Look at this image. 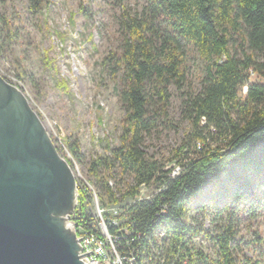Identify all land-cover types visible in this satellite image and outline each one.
I'll list each match as a JSON object with an SVG mask.
<instances>
[{
  "label": "trees",
  "instance_id": "obj_1",
  "mask_svg": "<svg viewBox=\"0 0 264 264\" xmlns=\"http://www.w3.org/2000/svg\"><path fill=\"white\" fill-rule=\"evenodd\" d=\"M145 1L141 12L121 14L122 51L111 61L126 111L122 142L93 158L89 174L103 205L137 197L143 185L160 189L119 215L125 220L121 226L131 231L126 237L132 247L140 249L139 264L146 256L159 263L164 257L163 264H238L235 218L240 212L264 214V0ZM0 22L8 23L2 15ZM0 38L1 54L10 40L2 27ZM190 45L206 62V75L199 92L191 86L184 91L183 115L191 128L181 150L195 156L173 177L172 169L148 158L142 146L147 135L170 122L171 87L187 85ZM252 73L262 80L252 81ZM68 148L82 160L77 141H69ZM116 167L133 177L120 196L109 185ZM206 199L216 220L231 210L216 233L191 216L192 209L207 206ZM198 235L215 243V257L193 245Z\"/></svg>",
  "mask_w": 264,
  "mask_h": 264
},
{
  "label": "rangeland",
  "instance_id": "obj_2",
  "mask_svg": "<svg viewBox=\"0 0 264 264\" xmlns=\"http://www.w3.org/2000/svg\"><path fill=\"white\" fill-rule=\"evenodd\" d=\"M145 3V0H124L123 3L117 0H0V15L8 21L7 24L0 22V27L10 34V40L1 50L0 73L24 91L61 154L70 158L75 172L78 168L93 185L89 162L120 146L124 132L126 111L119 98L122 85L111 62L122 51L120 17L124 11L141 12ZM109 55L112 60L104 64ZM185 67L187 85L182 89L171 87L169 124L160 125L147 135L142 146L148 158L157 159L165 169H172V175L178 171L179 174L182 165L195 156L181 150L191 128L183 115L184 91L191 86L199 92L206 75V62L193 45L189 46ZM261 80L258 74L252 73V81ZM61 81L67 86H60ZM246 91L244 86L241 94L245 95ZM69 141L80 144L82 160L72 154ZM110 173L120 196L133 183V177L120 167ZM157 191L156 184L143 186L139 196L110 205L121 213L140 198L151 197ZM204 204H208L207 199ZM230 211L216 220L213 208L207 205L201 210L192 209L191 216L198 215L202 226L216 233L220 225L227 223ZM234 228L238 264H264V214L254 217L240 212ZM193 245L206 254L217 255V247L208 237H193Z\"/></svg>",
  "mask_w": 264,
  "mask_h": 264
},
{
  "label": "water",
  "instance_id": "obj_3",
  "mask_svg": "<svg viewBox=\"0 0 264 264\" xmlns=\"http://www.w3.org/2000/svg\"><path fill=\"white\" fill-rule=\"evenodd\" d=\"M79 186L24 91L0 73V264H88Z\"/></svg>",
  "mask_w": 264,
  "mask_h": 264
},
{
  "label": "built area",
  "instance_id": "obj_4",
  "mask_svg": "<svg viewBox=\"0 0 264 264\" xmlns=\"http://www.w3.org/2000/svg\"><path fill=\"white\" fill-rule=\"evenodd\" d=\"M178 172H174L172 176ZM75 175L79 186L75 220L77 238L82 247L80 257L87 258L88 264H139L140 249L132 247V243L126 237L131 231L128 227L121 226L124 221H120L118 210L101 203L95 183L93 182V185L90 178L83 176L78 168ZM113 181V178L109 179L111 187L115 186ZM79 220L81 221L78 223ZM111 227H115L116 232H112ZM164 235V232L159 233L160 241ZM164 261V257L159 263L156 258L146 256L143 264H163Z\"/></svg>",
  "mask_w": 264,
  "mask_h": 264
}]
</instances>
